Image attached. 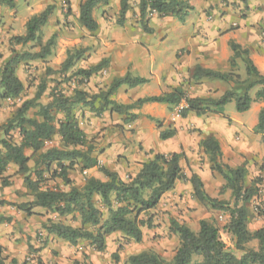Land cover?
<instances>
[{
    "label": "trees",
    "instance_id": "1",
    "mask_svg": "<svg viewBox=\"0 0 264 264\" xmlns=\"http://www.w3.org/2000/svg\"><path fill=\"white\" fill-rule=\"evenodd\" d=\"M18 0H0V8L13 9ZM109 0H81L78 7V23L86 31L93 33L98 24L93 17V11L100 5H107ZM129 0H120L117 24L122 25L129 10ZM192 6L186 0H139V17L141 21L149 20L154 15L160 17H174L184 22ZM53 6L49 5L38 14L31 16L25 23V34L11 37L10 41L16 45H27L35 42L39 47L35 53H13V57L4 61L0 68V108L3 102L21 98L24 85L16 75L18 65L27 60H44L51 53L55 35L42 44L40 33L47 25L52 14ZM146 33L151 30L142 25ZM232 56L229 59L230 72L221 73L194 67L190 74L192 80H218L228 85V89L219 97H189L181 87L157 96L139 98L131 104H120L112 99L115 92L122 85L134 88L147 82V79L133 77L129 74L114 78L106 89H100L95 94H88L82 90H74L65 95L53 91L50 101L39 104V99L45 92V85L40 84L35 96L23 101L13 116L0 128V176H3L10 165L17 167V173L23 176V182L31 199L30 202L13 204L17 210L33 214L35 208L54 213L58 218L72 216L78 221V227L65 224L62 220L48 219L42 229L57 239L76 246L85 240L96 252H103L106 248L105 238L108 235L120 234L123 238L134 243H140L145 231L154 227L155 210L162 196L175 188L178 181H189L193 188V197L202 205L214 209H222L223 203L208 196L201 180L196 174L187 178L181 163L184 156L180 153H154L151 158L141 164V169L128 180H122L117 173L102 167L92 156L94 147L86 134L79 127L76 108L84 106L96 116L109 111L124 117V123H131L138 115L132 110L144 104L159 103L169 107L182 106L178 111L180 118L193 114L197 118L210 114L224 116L225 107L234 103L237 113L249 111L255 101H264V75L257 69L250 58L247 49L230 42ZM82 51V52H81ZM84 50L72 48L66 52V58L61 64L60 74L64 75L73 67L75 60L80 59ZM238 62L244 67V78L235 74ZM107 66V60L102 59L98 64L89 68H80L75 76L88 81L92 76L101 72ZM259 88L254 97L251 92ZM37 109L34 117L28 112ZM127 117V118H126ZM158 124V120L148 117ZM17 130L19 141L14 142L11 132ZM255 132L262 135L264 143V107L257 115ZM175 136V130L167 128L159 133V139L166 141ZM59 143L53 146L54 139ZM51 142V145H47ZM199 146L208 156L210 170L217 173L224 181L225 188L231 192L234 205L226 207L229 220L224 230L232 239L233 248H229L222 241L219 229L213 222L200 220L197 231L191 230L186 224L171 219L170 232L178 236V247L171 258L166 260L158 253L146 250L127 258V264H264V227L254 231L248 229L249 211L247 204L254 195V189L246 185L247 170L244 165L230 167L222 162V152L218 141L213 136L204 137ZM28 150L30 155L25 152ZM34 159V166L30 168L29 161ZM80 163L82 168L90 170L96 168L105 177L101 181L94 177H87L80 188L72 185L69 172ZM47 175V176H45ZM3 179V178H2ZM60 180L64 187L48 185V181ZM2 187L9 184L1 180ZM240 202V205H239ZM24 203V204H23ZM10 222L9 218L0 216V223ZM256 242V249L248 245ZM0 264H7L5 249L0 245ZM10 264H16L11 260ZM78 264V262H74Z\"/></svg>",
    "mask_w": 264,
    "mask_h": 264
},
{
    "label": "crops",
    "instance_id": "2",
    "mask_svg": "<svg viewBox=\"0 0 264 264\" xmlns=\"http://www.w3.org/2000/svg\"><path fill=\"white\" fill-rule=\"evenodd\" d=\"M186 1L193 9L182 23L174 17L158 15L141 21L139 0L128 1L129 10L122 25L117 24L120 0H109L107 5L97 7L93 11V17L98 29L93 33L84 34L91 41L85 45L93 46L88 59L89 67L98 64L102 59L107 60V66L102 70L105 74L104 83L96 88L104 89L114 78L129 74L145 78L147 82L134 88L122 85L112 97L117 103L129 104L130 98L136 101L146 96H157L179 86L192 93L189 97H205L215 92L218 87H222L224 93L228 89L226 83L207 79L192 80L190 74L196 66L221 73L230 72L229 59L232 56L230 42L247 49L257 69L264 75V0ZM98 11L102 13L100 19L95 18ZM51 20L48 22L51 23ZM141 23L147 25L151 32L146 33ZM25 94L24 88L22 100ZM13 101L2 103L0 120L5 116V121L11 118L14 110L11 107L15 105L14 103L19 107L20 98ZM169 108L166 104H144L133 110L138 117L131 123H124L123 116L109 111L96 116L84 110L78 116L79 127L88 140L96 136L101 141L104 151L92 153L97 162L126 181L137 174L144 161L151 158L149 151L155 147V143L159 153H177V149L172 148L178 143L177 137L166 141L159 139L162 128L171 125ZM245 113H232L230 116L224 112V116L229 117L233 124L240 125L242 114ZM147 117L160 120L163 125L156 129L154 122ZM186 118L195 116L190 114ZM87 119L90 121L83 125ZM2 124L0 122V127ZM87 124L89 125L86 126ZM138 145H141V148L137 147ZM169 147L171 149L167 151ZM25 153L30 155L28 150ZM86 174L101 181L106 180L96 168L86 170ZM4 175L9 178L7 187H2L1 180ZM4 175L0 176V202L20 204L18 196L29 195L23 176L17 173V167L14 165H10ZM32 212L38 213L40 217L33 220L15 207L0 203V216L10 218V222L0 223V245L4 249H9L12 243L15 244V241L19 240L21 245L27 247V237H31L29 244L39 246L40 239L34 236L37 231V234L46 241L47 248L57 246L59 242V247L67 249L69 243L60 241L42 229V225L53 217L48 216V212L40 208H35ZM56 219L72 227L79 226L78 221L66 222L65 218L54 216V220ZM111 236L105 238L106 246ZM91 250L89 253H94Z\"/></svg>",
    "mask_w": 264,
    "mask_h": 264
},
{
    "label": "rangeland",
    "instance_id": "3",
    "mask_svg": "<svg viewBox=\"0 0 264 264\" xmlns=\"http://www.w3.org/2000/svg\"><path fill=\"white\" fill-rule=\"evenodd\" d=\"M80 1L81 0H18L13 9L7 7L0 8L1 68L5 60L13 57V53L38 52L39 47L35 42L28 43L27 45H16L12 44L10 39L13 36L25 34V23L31 16L38 14L49 5L53 6L52 14L49 18L52 19L51 23L48 22L40 33L42 44H45L52 35H55L50 55L44 60L24 61L20 63L16 69V75L22 81L26 91L24 99L22 100L20 98L21 103L24 100L32 99L40 84L45 85L46 88L44 94H42L38 101L39 104L42 105L50 101V95L53 91H59L65 95H69L77 89L92 95L100 90L96 87L104 83V71L97 73L88 81L75 76L78 69L89 68L88 59L93 49V46L85 45L91 42L84 35L87 34L86 32L88 31L78 23V7ZM101 14L102 13L98 11L95 18L100 19ZM141 25L143 24L141 23ZM72 48H79V50L83 49L84 53L80 59L75 60L73 67L68 73L61 75V64L66 58V52ZM96 48L98 49V47ZM233 72L241 78H244V67L240 62H238V66ZM96 76L98 77L97 79ZM258 89L259 88H256L251 92L252 97H254ZM223 91L222 87H218L215 92L211 93V96L217 98L223 94ZM187 94L188 96L192 95L189 91ZM130 102L133 103L134 101L130 98ZM14 104L15 105L11 107L14 109L13 114L18 108L16 103ZM20 104L18 106H20ZM263 107L264 101L253 102L248 113L242 114L243 119L240 125L233 124L229 117L212 114L200 119H195L196 117L183 119L180 118L179 115L175 117L180 106H172L169 108V122L171 125L162 129L166 130L169 128L175 130V137H177L178 143H175L172 148H176V152L184 156V160L181 163L184 173L187 178H189L191 174H196L202 182L205 193L216 201L223 203L224 207L222 209H214L208 205L200 204L193 197V188L190 182L183 180L178 181L177 186H175L172 191L164 194L157 208L151 211L155 222L154 227L151 230L145 231L142 241L138 244L123 238L120 234H114L109 237L110 242L103 252H96L89 242L85 240L79 241L76 246L69 245L67 249L59 247V242H57V246L53 245V247L47 248L46 241L35 231L34 236L40 239V245H35L36 247L30 245L29 241L31 237H27V247L21 245L19 240H16L15 244L12 243L9 249H5L7 264H10L13 259L16 264H74V262H78V264H127V258L130 255L146 250L154 251L162 258L171 260L179 244L178 236L170 232L169 221L171 219L186 224L193 231L198 230L200 220L205 219L213 222L219 229L222 241L227 247L233 248L232 239L224 230V226L229 220L226 207L229 208L234 205V201L231 199L230 190L225 188L223 179L217 173L210 170L211 164L209 163L208 156L204 154L199 143L204 137L213 136L220 145L223 163L230 167L245 166L247 170L246 185L251 186L255 190L253 197L246 205L249 211L247 227L250 231L263 227L264 143L262 141V135L256 133L254 129L257 123L256 117L258 112ZM84 110H87V108L78 106L76 108L77 115L80 116V113L84 112ZM36 111L37 109L29 110L28 116L34 117ZM131 112L133 113V110ZM224 112L230 116L237 114L234 110V103L228 104ZM5 117H2L0 120V122L3 123L0 128H2L8 120L5 121ZM88 121L90 120L87 119L86 122L84 121L83 125L88 123ZM158 123L162 124L160 120H158ZM154 124L156 125V129L161 128L158 127L157 123L154 122ZM88 125L89 124L86 126ZM0 134L2 135V130H0ZM10 135L12 141H19L16 129L13 130ZM90 141L92 145L95 146V153L104 151L101 141H99L96 136L90 139ZM58 143L59 138L56 137L52 145L57 146ZM137 147L141 148V145ZM156 149H158V146H156L155 143V147H152L149 151L151 156L155 152H158ZM170 149L169 147L167 151H170ZM171 153L172 152H168L166 154ZM28 165L32 168L34 166V159L30 160ZM87 177L88 174H86V170L82 168L80 163L76 164L74 169L69 172V179L72 185L78 188L83 186ZM8 179L9 178L4 175L2 180L9 182ZM47 184L50 186L56 184L63 189H67L58 179L54 181L50 180ZM18 199H20L21 202H30L31 197L19 195ZM48 216L51 218L53 217L51 220L58 221L57 219L54 220V216H56L54 213L48 212ZM28 217L37 220L40 215L35 213ZM65 220L66 222L69 221L74 223L71 216L66 217ZM248 248L256 249V242L250 243ZM90 250L94 253L90 254Z\"/></svg>",
    "mask_w": 264,
    "mask_h": 264
},
{
    "label": "built area",
    "instance_id": "4",
    "mask_svg": "<svg viewBox=\"0 0 264 264\" xmlns=\"http://www.w3.org/2000/svg\"><path fill=\"white\" fill-rule=\"evenodd\" d=\"M181 108H182V106H180V109H181ZM180 109H179V110H180ZM176 116H178V112H177ZM47 145H51V142H48Z\"/></svg>",
    "mask_w": 264,
    "mask_h": 264
}]
</instances>
